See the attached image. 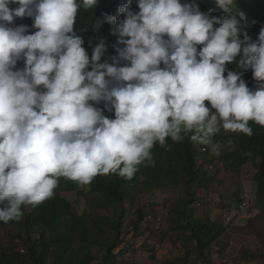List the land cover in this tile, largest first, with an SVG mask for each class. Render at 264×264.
<instances>
[{"label":"clouds","instance_id":"1","mask_svg":"<svg viewBox=\"0 0 264 264\" xmlns=\"http://www.w3.org/2000/svg\"><path fill=\"white\" fill-rule=\"evenodd\" d=\"M235 148L255 154L239 167L253 177L264 155V0H0L2 242L58 198L89 227L90 188L106 179L129 189L130 213L144 211L142 233L161 211V233L179 200L202 209L214 179L239 170L224 164ZM193 172L217 176L193 187ZM234 212L222 204L220 225Z\"/></svg>","mask_w":264,"mask_h":264},{"label":"trees","instance_id":"2","mask_svg":"<svg viewBox=\"0 0 264 264\" xmlns=\"http://www.w3.org/2000/svg\"><path fill=\"white\" fill-rule=\"evenodd\" d=\"M261 158L256 164L257 171L252 177V181L257 182L258 190L262 194L261 197L264 198V155H261ZM254 159L255 154L253 152L249 151V153L243 155L235 148L227 155L224 164L226 168L235 170ZM185 169L181 175H184ZM165 171H171L169 166L165 165L159 174L155 172L149 173L154 178L146 182V185H150V189L160 187L166 181V178H163L167 174ZM210 175L209 177L204 172H193L192 182L195 183L191 186L195 187L210 180L211 177L217 176V174ZM170 180V183L175 185L177 180H179V174H176ZM191 186L188 187L189 190ZM171 187L174 188L173 186ZM90 191L92 192L93 201L91 206L94 207V215L89 227L84 225L86 212L79 210L77 206L72 210L69 202L64 198H58L54 203H42L35 207L19 223L21 224L19 225L21 229L16 234L7 236L8 241L6 243L0 240V264H46L45 261L49 252L52 254V263L56 264V260H61L64 254L70 248H73L74 244L76 245L74 242L76 236H79L78 239L82 242V246H78V252H84L83 264H91L92 258L90 257L89 247L93 244L94 239L102 238L105 242L106 250L103 261L100 264H106L107 260L112 256V248L119 242V236L121 237L124 234L122 232L123 226H127L125 228H127L129 233V228H131L133 235L136 237L147 228V224L142 220L145 214L142 209L138 208L134 213H130V210L125 208L124 200L131 196V193L124 183L107 179L101 180L95 186H92ZM190 191L193 195L194 190ZM183 204L187 206L188 202L184 201ZM191 210L186 209L183 215ZM262 210L264 211V209ZM124 218L127 219V224H122L125 221ZM97 222L100 223L97 224ZM222 227L224 228V226ZM186 228L190 230L197 242L199 256L204 261H208L206 250L211 249V243L216 237L221 235L223 228L217 226L216 222L211 221L207 217L204 220H193L192 213ZM113 234L114 241L107 243L109 236ZM22 235L26 237L23 238ZM23 245H25V250L21 253L19 249ZM53 247L55 248L53 249ZM69 263H72V260H69Z\"/></svg>","mask_w":264,"mask_h":264},{"label":"rangeland","instance_id":"3","mask_svg":"<svg viewBox=\"0 0 264 264\" xmlns=\"http://www.w3.org/2000/svg\"><path fill=\"white\" fill-rule=\"evenodd\" d=\"M252 173L253 172L249 171L248 167L245 166L240 168L237 172L225 171L219 174L211 183L212 194L206 195L204 207L215 206L212 211H216L215 214H217L222 204H229L235 211L233 213V222L228 225L226 231L221 233V236L216 237V239L212 242L213 251H211L210 248L209 250H206V258L209 259L211 255V264L215 263L217 260L215 258H219V256H221L220 252L217 253L215 251H219L221 247L224 248V251L227 250V243L232 240H236L238 248L230 249L233 251L229 254L230 257L232 258V256H234L233 254L236 252L235 249L239 252L238 257L232 258V264H264V211L262 210L264 208H260L264 206V201L261 200V194L257 189L259 186L251 181V177L253 175ZM164 194L166 196L159 198L160 203H164L171 198V196L167 195V191H165ZM144 197L145 196H143V198ZM243 197H247L249 199V207L241 211L238 209L237 202H239ZM89 200V195L85 192L82 198V204L88 203ZM69 202H72L71 198H69ZM152 203L160 204L154 200H152ZM238 217L245 219H242L243 221L237 220ZM124 219L125 221L122 222V224H127V219ZM246 219L249 221L244 222ZM89 222L90 221L87 223ZM217 223L221 224L220 221L216 222V224ZM123 227L122 232H124V234L122 236H126L129 232L127 228H125L127 226ZM18 231L19 230H15L10 233V235L16 234ZM129 231L131 232L130 236H132V229L129 228ZM78 237L79 236H76L74 241L76 245L74 244L73 248H70L61 260H56V264H83L82 261L84 259V252H78V246H82V242L78 239ZM193 244L195 245L194 242ZM54 248L55 247H53V249ZM89 249V252L92 254L91 264L100 263L102 261L101 254L104 252L103 248L90 247ZM191 252V256H188L187 259L190 264H204L205 261L202 258H196V252ZM51 256L52 254L49 252L45 261L46 264H53ZM68 258L69 260H72V263H69ZM114 263L116 262L108 260L106 264ZM151 264H161V262L155 260Z\"/></svg>","mask_w":264,"mask_h":264},{"label":"crops","instance_id":"4","mask_svg":"<svg viewBox=\"0 0 264 264\" xmlns=\"http://www.w3.org/2000/svg\"><path fill=\"white\" fill-rule=\"evenodd\" d=\"M176 207H177V211L172 214H169V216L167 217L164 230L155 236L156 241L161 244V247L157 249H155L154 247L151 248L149 244L145 243L144 241L138 246L137 238L139 239V237L138 236L136 237L135 235L130 236V233H131L130 232L129 234L124 236V238L127 239L130 244L134 245V250L137 251L135 259L130 262L123 260L122 250L121 249L116 250L114 246L111 250L112 256L108 260H113V262H116L114 264H129V263L130 264H140L141 262H143L144 264H151L155 260L160 261L161 264H188V263L190 264V262H188L187 259H188V256H191L192 254L191 251L196 252L197 254L196 258H201L199 256V252L197 249V242L193 238L190 230L186 228V225L188 223V220H190L191 213H192L193 220H197V221L198 219L204 220V218L207 217L213 222H218L219 218L217 217V214H215L216 211H212L215 206H210V207L205 206V207H202V209H198V210L193 209L184 215L183 213L186 212V209L187 210L191 209V206H185L183 204V200H179ZM212 215L214 216V218ZM242 219H245V218H239L237 220H242ZM246 221H249V220L246 219L244 222ZM217 226L223 228L222 227L223 225H220L218 223H217ZM224 231H226V228H223L222 232ZM113 237H114V234L110 235L107 243L113 242L114 241ZM193 242L195 243V245L193 244ZM104 243H105L104 240L98 237L94 239L93 244L90 246L94 248H98V247L103 248L104 252L103 254H101L102 261H103L105 250H106ZM212 247L213 246L211 243V249H210L211 251H213ZM223 251H224V248H220L219 251H215V252L217 253L220 252L221 256H219V258H223L225 253L233 252L232 250H229V249L225 250L224 252ZM233 255L234 257L232 258L238 257L239 252L236 251ZM90 257L92 258L91 252H90ZM219 258L217 257L215 259H219ZM232 258L229 260V264H232ZM207 260L208 261L205 260L204 264L205 263L211 264V255H210V258Z\"/></svg>","mask_w":264,"mask_h":264},{"label":"built area","instance_id":"5","mask_svg":"<svg viewBox=\"0 0 264 264\" xmlns=\"http://www.w3.org/2000/svg\"><path fill=\"white\" fill-rule=\"evenodd\" d=\"M197 205H199V203ZM247 206H248L247 201H242L240 204L241 209H245L247 208ZM219 214L221 216L220 217L221 221L224 224H228V222L231 221V214L229 213L228 209H224ZM144 220L149 223L150 229L142 233V235L140 236L141 239L144 240L147 244H149L151 248L154 247L155 249H157L161 247V244L155 241L153 235L158 234L163 228L164 220H165L164 214L161 211L159 213H152V214H149ZM227 244H228L227 249L229 250L232 248H238L236 240L229 241V243ZM119 248H122L125 250L124 253L122 254L123 260L130 262L135 259L137 251L134 250V245L125 241V242L120 243ZM236 251L238 250L236 249ZM229 254L230 253H225L223 258L217 259L215 263L213 264H229V260L231 259ZM140 264H144V263L141 262Z\"/></svg>","mask_w":264,"mask_h":264}]
</instances>
